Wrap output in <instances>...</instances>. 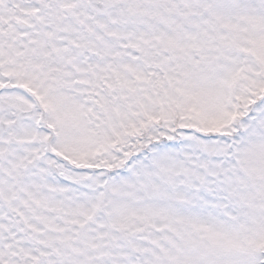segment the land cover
I'll return each mask as SVG.
<instances>
[{"label": "snow or ice", "instance_id": "6c2138e0", "mask_svg": "<svg viewBox=\"0 0 264 264\" xmlns=\"http://www.w3.org/2000/svg\"><path fill=\"white\" fill-rule=\"evenodd\" d=\"M0 264H264V0H0Z\"/></svg>", "mask_w": 264, "mask_h": 264}]
</instances>
